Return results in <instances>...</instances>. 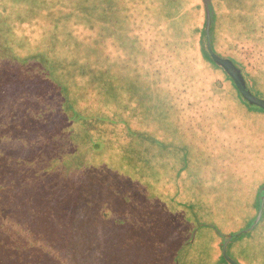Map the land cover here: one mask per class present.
I'll return each instance as SVG.
<instances>
[{
	"label": "rangeland",
	"instance_id": "rangeland-1",
	"mask_svg": "<svg viewBox=\"0 0 264 264\" xmlns=\"http://www.w3.org/2000/svg\"><path fill=\"white\" fill-rule=\"evenodd\" d=\"M94 1L98 7L110 3L111 9L107 12L119 6L128 11L123 13L126 17L118 11L107 18L101 15L97 18L98 30L105 24L111 30L109 33H114L105 41V53L113 64L109 72L110 92L104 95L103 90L96 86L91 90L93 92L78 100V106L121 121L95 122L97 128L93 131L95 138L102 142V147L88 154L90 161L100 167L105 166L115 174L119 172L134 183L141 180L137 189L147 191L153 211L147 213V225L146 221L141 224L147 226L152 235L162 236L171 243L167 246L170 249L164 247V254L170 250L168 256H181L177 252L178 247L193 234V243L182 253L183 259L192 260L190 264H223L221 254L225 239L228 240L224 244L231 241L228 255L236 263L264 264V207L259 211L261 216L252 219V215L259 210L258 192L264 184V113L258 106L247 103L223 69L208 59L204 39V0H182L183 3L169 8L167 12L175 15L165 16L171 27L163 24L164 16L159 21L157 17L143 20L142 11L151 15L146 7L148 0ZM158 1L154 3L160 6L163 0ZM18 2L0 1V11L10 15L9 24L14 33L12 50L20 51L22 55L48 50L52 30L51 17H48L56 6L52 7L54 5L47 0L42 6L29 11L26 10L28 3ZM210 2L214 9V24L211 27L214 51L231 59L241 70L240 64H243L249 89L264 99V50L263 55L260 52L264 43L259 38L264 35V0ZM59 4L64 5L62 9L66 10L65 0ZM21 8L24 11L18 12ZM135 20L143 23L139 26ZM65 22L62 19V27L65 24L66 29L78 23ZM116 24L128 34L135 32L139 37L143 49L134 54L133 59H127L125 46L110 39L117 38V34L122 32L114 31ZM144 25L149 28L144 30ZM84 27L82 23L76 24L74 34L85 42H91L94 33ZM198 27V31L194 30ZM99 33L107 34L106 31ZM154 38L156 46L151 52L144 48L143 43L148 44ZM180 38L189 46L193 44V51L186 57L171 55L175 58L174 64L162 66L163 52L176 48ZM166 39L175 43V47L164 45ZM9 42L10 39L5 37V43ZM255 43L263 48L258 47L254 55L244 54L243 49ZM67 49L76 54L68 46ZM80 57L83 59L84 55ZM158 65L163 72L159 76L161 83L158 81L156 88L149 86L145 92L137 94L138 91L133 88V77H123L125 66L139 68L143 75L145 70L142 66L157 68ZM75 72L78 77L76 82L79 83L81 72ZM181 85L185 87L181 88ZM159 86H166L170 96L171 92L176 95L180 90H186L185 94L193 105L185 104L184 112L193 114L181 119L179 101L165 104ZM16 87V82L7 85L4 107H15V102H12L14 95L10 92ZM120 92L123 99L118 101L117 94ZM22 96H16L17 105L22 103ZM21 116L16 114L14 118L20 121ZM186 123L191 125L188 127ZM132 132H140L141 137ZM35 142H20V146L27 147L29 152ZM16 150L20 154L28 153ZM122 156L127 159L120 162ZM138 168L144 176L138 175ZM159 200L162 207L157 206ZM139 211L143 212V208L140 207ZM129 213L130 209L124 215ZM123 217V214H117V218L126 219ZM187 230H190L188 234ZM233 233L230 237L229 234Z\"/></svg>",
	"mask_w": 264,
	"mask_h": 264
},
{
	"label": "trees",
	"instance_id": "trees-1",
	"mask_svg": "<svg viewBox=\"0 0 264 264\" xmlns=\"http://www.w3.org/2000/svg\"><path fill=\"white\" fill-rule=\"evenodd\" d=\"M11 1L3 0L6 3ZM46 1L19 0L18 3H28L26 10L31 11ZM61 1L50 0L49 3L56 7L48 17H51L52 27L48 50L28 55L12 50L11 38L14 33L9 24L10 15L0 11V264H190L192 260L183 259L182 253L193 243V234L178 247L177 252L181 256H168L170 250L164 254L166 248L170 249L167 246L171 243L162 236L158 238L152 235L147 231L148 227L141 224L146 221L147 225V213L153 212L147 191L137 189L141 180L134 183L119 172L115 174L105 166H98L88 157V154L102 147V142L95 138L93 131L97 128L95 122L121 121L95 111L88 112L78 106V100L93 92L91 90L96 86L103 90L104 95L110 92L109 72L113 64L105 53V41L114 33H109L111 30L105 24L98 30L97 18L100 15L107 18L118 11L126 17L123 13L128 9L119 6L118 9L107 12L111 9L110 3L98 7L94 0H65L67 6L64 10V5L59 4ZM155 1L158 0H148L146 3L151 15L143 11L140 15H144L143 20L157 17L158 21L164 16L163 24L169 26L171 23L165 16L174 14L167 11L183 1L163 0L160 6ZM204 2V39L207 44V33L210 31L213 46L211 27L214 24V9L209 0ZM150 6L156 8L151 9ZM24 8L18 9V12L24 11ZM62 19L64 22L67 20L68 24H84L85 30L94 33L93 40L85 42L79 39L74 34L76 29H73L78 23L66 29L65 24L62 27ZM119 21L121 22V18ZM142 23L141 20L137 22L139 26ZM124 25L125 23L123 28ZM118 28L119 25L116 24L114 31L122 32L117 34V38L110 39L125 46L127 59H133V55L143 49L139 37L135 32H130L131 35L125 29ZM148 28L144 25V30ZM194 30L198 31L199 27ZM99 31H106L107 34L101 35ZM5 37L10 39L8 44L5 43ZM259 38L264 43V35ZM169 44L175 47V43L166 39L164 45ZM143 45L153 52L155 38ZM67 46L70 50H75L76 54H72ZM258 47L262 46L259 43L251 44L243 49L244 54L254 55ZM193 49V44L189 46L188 42L180 38L176 48L166 50V53L162 51V66L170 67L174 64L175 58L171 55L186 57ZM263 50L260 49L262 55ZM81 54L84 55L83 59ZM208 59L223 69L211 57ZM240 65L244 76L247 74L246 70L243 64ZM142 67L145 70L143 75L139 68L129 69L127 66L123 74L124 78L128 75L133 77V88L138 91L137 94L145 92L149 86L151 89L155 87L160 74H163L159 65L157 68ZM65 68L67 71H64ZM76 70L81 72L79 83L76 82ZM223 71L229 76L225 69ZM11 82H16L17 85L10 92L14 95L12 102H15V107H4L7 85ZM183 87L185 86L181 85ZM160 88L165 104L179 101L181 119L193 114L184 112L185 104L193 105L185 94L186 90L181 92L179 89L180 93L173 95L171 92L170 96L166 86ZM17 95H23L19 105ZM117 97L120 101L123 94L120 92ZM16 114L22 115L20 121L15 120ZM186 124L188 127L191 125ZM78 125L81 128L78 129ZM132 134L141 137L140 132ZM20 142L35 143L28 152L27 147L21 148ZM17 148L28 153H17ZM126 159L127 157L122 156L119 161ZM141 159L143 161V157ZM139 169L136 171L138 175L144 176ZM258 196L259 210L256 215L251 216L253 220L259 218V211L264 207V184L261 185ZM157 206L162 207L160 200ZM140 207L143 212L139 211ZM129 209L131 213L126 214V217L124 214ZM117 214H123L126 219L117 218ZM189 232L187 230V234ZM229 235L231 237L234 233ZM224 242L222 248L226 244ZM230 243L231 241L227 243V253ZM221 262L233 264L226 258L223 249Z\"/></svg>",
	"mask_w": 264,
	"mask_h": 264
},
{
	"label": "water",
	"instance_id": "water-1",
	"mask_svg": "<svg viewBox=\"0 0 264 264\" xmlns=\"http://www.w3.org/2000/svg\"><path fill=\"white\" fill-rule=\"evenodd\" d=\"M208 34V43L206 44V50L208 57H211L214 62L219 64L225 71L229 74L230 78L234 82L236 88L238 89L239 93L242 95V97L247 100L250 104L260 107L264 111V99L261 97L256 96L248 87L246 80L242 74L241 69L231 60L225 57H222L218 55L212 46L211 42V33L210 31ZM208 51V52H207ZM261 212L259 213V216H261ZM224 254L226 258L233 264L236 263L227 253V243L224 245L223 248Z\"/></svg>",
	"mask_w": 264,
	"mask_h": 264
},
{
	"label": "crops",
	"instance_id": "crops-1",
	"mask_svg": "<svg viewBox=\"0 0 264 264\" xmlns=\"http://www.w3.org/2000/svg\"><path fill=\"white\" fill-rule=\"evenodd\" d=\"M230 80L232 81V79L230 78ZM233 82V81H232ZM233 84H234V82H233ZM235 85V84H234ZM235 88H236V86H235ZM238 90V89H237ZM239 92V91H238ZM240 94V93H239ZM263 113H264V111H262Z\"/></svg>",
	"mask_w": 264,
	"mask_h": 264
}]
</instances>
